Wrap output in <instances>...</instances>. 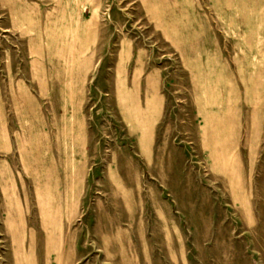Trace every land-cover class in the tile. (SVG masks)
Wrapping results in <instances>:
<instances>
[{
    "label": "rangeland",
    "instance_id": "374dc122",
    "mask_svg": "<svg viewBox=\"0 0 264 264\" xmlns=\"http://www.w3.org/2000/svg\"><path fill=\"white\" fill-rule=\"evenodd\" d=\"M21 258L264 264V0H0V264Z\"/></svg>",
    "mask_w": 264,
    "mask_h": 264
},
{
    "label": "bare ground",
    "instance_id": "6f19581e",
    "mask_svg": "<svg viewBox=\"0 0 264 264\" xmlns=\"http://www.w3.org/2000/svg\"><path fill=\"white\" fill-rule=\"evenodd\" d=\"M146 107H147V109H148V111L150 113L151 110H152V107H150V104H147ZM21 262H23V264H24L26 261L23 258H21Z\"/></svg>",
    "mask_w": 264,
    "mask_h": 264
}]
</instances>
